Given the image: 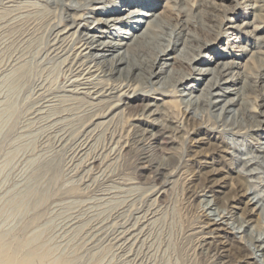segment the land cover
<instances>
[{
  "label": "rangeland",
  "instance_id": "1",
  "mask_svg": "<svg viewBox=\"0 0 264 264\" xmlns=\"http://www.w3.org/2000/svg\"><path fill=\"white\" fill-rule=\"evenodd\" d=\"M158 1L165 6L159 9L164 18L171 23L183 21L202 38L212 36L207 35L209 25L214 23L212 19H217L219 27L227 15L222 34L228 31V38L211 50H204L203 55L218 62L245 63L250 84L259 73L264 74V0L257 2V8L255 0H178L177 7L185 9L180 13L173 9V1ZM3 2L0 0V110L8 96L6 77L19 64L31 66L30 79L18 93L16 112L0 135V251L13 259H26L29 264H219L215 251L203 245L204 238L211 240L216 234L200 232L201 209L206 202L203 197H188L190 170L180 161L196 151L199 158L219 152L218 167L223 172L216 177L215 193L231 199L230 189L238 182L237 171L242 166L236 162L234 150H214L215 139L201 133L193 134V147L188 151L182 144L187 130L179 133V144L173 147L134 144L135 134L130 126L135 121L134 111L116 115L88 132L92 129L86 127L88 120L106 104L91 105L88 97H65L69 71L60 59L45 52L62 10L30 22L14 21V11L10 18L4 17L9 12H3ZM233 25L241 27H230ZM257 50L261 53L256 54ZM219 55L221 59L217 58ZM259 81L254 88L244 87L243 83L237 87L245 88L248 106L264 112V77ZM176 104L170 108L171 115L181 119L182 105ZM254 116L263 119L257 112ZM232 137L241 148L253 141L248 132ZM128 144L135 147H124ZM170 153L175 157L171 163L167 159ZM47 162H51V167H45ZM210 165L202 166V172L211 170ZM157 167L165 168L166 176L157 179ZM256 172L255 187L264 193V164ZM29 187L44 195L28 198L25 207L16 208L13 201ZM248 194L231 199L237 204L229 210L241 215L247 207L252 217L250 232L264 236L263 205L251 202L246 206L253 197ZM244 225L247 227L248 223ZM220 232L233 235L231 229ZM228 259L236 264L239 260L232 256ZM249 260V256H244L238 263L249 264Z\"/></svg>",
  "mask_w": 264,
  "mask_h": 264
},
{
  "label": "bare ground",
  "instance_id": "2",
  "mask_svg": "<svg viewBox=\"0 0 264 264\" xmlns=\"http://www.w3.org/2000/svg\"><path fill=\"white\" fill-rule=\"evenodd\" d=\"M165 1H173V9L179 13L185 10L177 7L178 0ZM257 2L260 0L253 2L255 8L259 7ZM123 4L124 7H121ZM135 5L139 8H135ZM160 8L165 6L158 0H4L2 7L3 12H9L5 18H10L14 11L11 15L14 18L11 19L25 22L62 10L61 20L53 27L45 52L60 59L69 71L65 88L68 93L65 97L76 100L88 97L91 105L106 104L104 109L100 107L102 110H98L99 113L93 114L88 120L86 127H92L88 132L97 130L116 115L123 116L134 111L135 121L130 123L135 134L132 137L134 144L140 142L147 147L164 149L173 147L175 143L179 144V133L187 130L188 136L182 144L191 151L193 134L203 133L215 139L214 150L226 152L232 148L237 154H234L236 162L242 164L237 171L238 182L230 189L231 199L250 193L253 197L246 206L254 202L263 205L264 210V193L258 191L253 180L257 167L264 164V112L248 106L244 90L247 86H257L264 74L259 73L250 84L244 69L245 63L218 62L213 57L203 55L204 50H211L215 44L228 38V31L222 34L227 15L222 17L224 21L219 27L217 19H212L214 23L209 25L207 33H211L212 38H202L181 20L171 23L162 16L163 11L159 12ZM179 13L176 15L179 16ZM95 14L101 17L95 19ZM230 27L237 29L241 25ZM243 50L246 53L247 49ZM217 58L221 59L220 55ZM216 62L217 65L213 67L211 64ZM30 66L29 63L19 64L4 81L8 96L0 110V135L16 112L19 90L30 79ZM240 83L244 85L242 89L237 87ZM67 87L71 89L67 90ZM231 94L238 97H229ZM261 99H264V90ZM175 103L176 106L182 105L181 119H174V115H171L170 108ZM153 106L157 109L153 110ZM160 107L167 110L162 112ZM255 112L262 115L263 119H255ZM100 118L102 120L98 121ZM243 120L248 123H243ZM245 132L251 135L253 141L241 148L239 141L232 136H243ZM165 133L169 134L163 136ZM216 134L220 135V141ZM124 147L135 146L128 144ZM199 154L198 151L193 152L188 159L180 161V165L190 170L188 197L192 200L203 197L206 202L201 209L203 225L200 226V232L207 230L204 233L221 237L211 240L204 238L203 245L215 251L220 259L219 264H236L228 259L229 256L239 260L249 256V264L264 262V236L250 232L252 217L247 207L241 215H236L229 209L237 203L215 193L216 177L223 172L218 167L220 153L214 151L200 158ZM143 159H147V156ZM167 159L169 163L175 161L172 153ZM190 160L192 162L188 163ZM50 164L45 163V167H51ZM203 164L204 168L211 164V170L202 172ZM150 166L153 167V161ZM164 171L165 168L157 167L156 178L165 175ZM43 195L35 187H29L12 204L16 208L25 207L28 198ZM209 196L212 197L207 198ZM228 229H231L232 236L220 232ZM0 264L29 263L26 259H13L0 251Z\"/></svg>",
  "mask_w": 264,
  "mask_h": 264
}]
</instances>
